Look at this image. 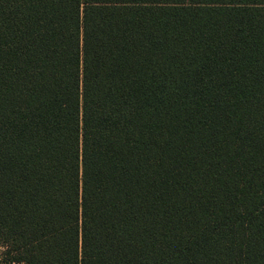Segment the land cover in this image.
I'll list each match as a JSON object with an SVG mask.
<instances>
[{
    "label": "trees",
    "instance_id": "16d2710c",
    "mask_svg": "<svg viewBox=\"0 0 264 264\" xmlns=\"http://www.w3.org/2000/svg\"><path fill=\"white\" fill-rule=\"evenodd\" d=\"M0 264H264V0H0Z\"/></svg>",
    "mask_w": 264,
    "mask_h": 264
}]
</instances>
